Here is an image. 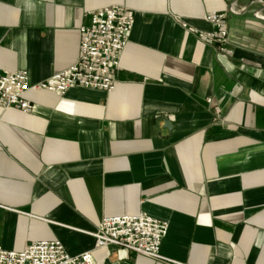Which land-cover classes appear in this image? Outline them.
<instances>
[{"label":"crops","instance_id":"obj_1","mask_svg":"<svg viewBox=\"0 0 264 264\" xmlns=\"http://www.w3.org/2000/svg\"><path fill=\"white\" fill-rule=\"evenodd\" d=\"M110 5L134 14L112 91L30 90L32 111L0 106V245L166 264L89 234L143 211L169 222L166 257L264 264V0H0V69L35 84L69 67L80 28ZM213 11H227L231 54L183 26L211 31Z\"/></svg>","mask_w":264,"mask_h":264},{"label":"built area","instance_id":"obj_2","mask_svg":"<svg viewBox=\"0 0 264 264\" xmlns=\"http://www.w3.org/2000/svg\"><path fill=\"white\" fill-rule=\"evenodd\" d=\"M234 11V7H230ZM227 11H213L204 19L211 31L198 30L187 23L183 26L213 45L223 55L231 54ZM134 21L133 12L122 5H110L92 12L88 25L80 28L81 47L76 61L47 79L30 84L27 70L5 72L0 69V106L16 107L24 112L33 109L27 98L30 90L45 89L64 96L75 86L112 91L117 82L121 55L129 41ZM215 111L220 110L216 107ZM169 222L146 212L106 216L95 231L96 248L118 246L138 255L149 256L166 264H190L161 253V245L168 234ZM90 250L78 254L67 251L59 240L28 243L22 250H9L0 245V264H93Z\"/></svg>","mask_w":264,"mask_h":264}]
</instances>
